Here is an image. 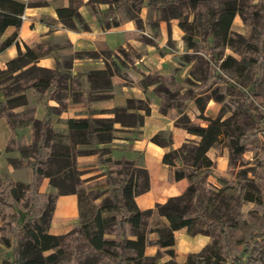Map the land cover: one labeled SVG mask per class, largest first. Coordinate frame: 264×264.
Returning a JSON list of instances; mask_svg holds the SVG:
<instances>
[{
	"label": "trees",
	"instance_id": "16d2710c",
	"mask_svg": "<svg viewBox=\"0 0 264 264\" xmlns=\"http://www.w3.org/2000/svg\"><path fill=\"white\" fill-rule=\"evenodd\" d=\"M27 1L0 0V36L9 25L15 28L21 25L20 15L27 6L47 4L46 0ZM101 3L124 8L126 17L134 21L137 30L144 28L139 10L145 7L158 13L156 20H175L183 31L182 58L189 69L182 83L168 73L144 76L138 86L151 88L159 98L158 111L165 116L174 112L173 125L199 139H189L179 148L170 147L162 158V163L171 169L172 179H185L188 185L181 195L141 211L133 198L148 190L147 170L133 161L108 156L110 148L106 145L114 137L113 123L118 122L122 127L140 126L143 115L128 110L148 114L149 105L145 100L127 99L125 106L112 108V119L70 118L67 135L53 131L49 118L35 120L31 109L13 113L12 108L25 104L22 93L26 89L38 93L50 91L48 97L59 105L53 111L65 110L67 80L79 77L63 70L70 68L72 59H101L105 68L86 73L87 82L92 90L110 89L112 78L120 76L111 52H73L69 62L56 63L53 70H48L34 65L46 52L41 44L33 48L26 46L23 53L18 49L17 56L6 63V69L0 70V90L6 95V100L0 102V117L6 119L11 131L32 125L30 144L16 139L13 131L6 149L18 151V157L7 160L14 167L28 166L31 180L23 184L0 175V245L11 249L13 260H4L2 264H158L156 257L145 254L151 244L148 235L155 233L157 238L153 244L158 249L167 248L164 252L172 256L174 231L180 229H186L191 236L206 235L212 243L219 240L222 244L219 252L210 251L207 245L200 253L189 254L182 264H195L194 258L203 257L206 252L215 258H203V264L264 263V257L253 259L248 255L250 242L245 243L239 255L225 257L222 253L227 246L226 229L235 214L233 205L238 204L239 208L244 202L258 204L244 171L239 172L244 175V183L235 187L233 193L211 186L208 178L215 163L207 153L217 146L225 148L229 152V169L250 151L258 140L257 134L264 130V0H89L91 15L97 14L95 6ZM82 4L83 0H70L68 6L56 7L58 21L64 27L75 29L77 23L86 29L77 12ZM191 14L193 18L189 22ZM236 16L248 27L246 36L232 31ZM136 37L151 46L157 44L139 32ZM14 39L15 34L0 41V53ZM119 55L116 57L121 65L129 60L133 62L123 51ZM13 72L17 73L13 75ZM70 86L72 89V83ZM13 94L19 95L11 97ZM111 95L88 94V97L110 98ZM255 97L261 99L259 103L254 102ZM212 101L219 104V112L213 119L205 115ZM190 104L198 111L197 118L206 125L191 121L187 111ZM150 141L169 147L172 140L170 134L156 133ZM84 155H96L98 165L104 168V177L99 181L88 182L95 177L80 178L82 173L77 169L76 160ZM44 177L49 179L55 193L39 192L38 186ZM71 194L76 195L79 222L67 234L52 235L48 227L55 200L59 195ZM205 202L214 206L221 203L225 212L221 217L209 216L203 207ZM149 224L152 225L149 227ZM250 238L264 239V232L252 233ZM211 259L215 262H210Z\"/></svg>",
	"mask_w": 264,
	"mask_h": 264
},
{
	"label": "crops",
	"instance_id": "0c3cea01",
	"mask_svg": "<svg viewBox=\"0 0 264 264\" xmlns=\"http://www.w3.org/2000/svg\"><path fill=\"white\" fill-rule=\"evenodd\" d=\"M15 1L28 2L27 0ZM88 1L83 0V4L77 10L84 20L86 29L77 23H75V29L64 27L58 21L55 8L68 6L70 0H46V5L27 6L22 13L25 15V19L21 20V25L18 28L9 25L0 36V41H2L15 34L12 44L0 53V70L6 69V63L17 56L18 49L23 53L26 46L33 48L38 44H41L46 52L38 57V61L34 65L48 70H53L56 63L64 65L69 62L73 52H111L120 73L127 70V74L126 76L122 74L114 76L111 80L112 87L110 89L97 88V90H92L87 82L86 73L105 68V63L101 59H72L70 68L63 70L69 71L72 75H79V77L76 80L70 78L67 80L68 95L65 110L61 112L53 111L59 105L57 101H53L48 97L50 91L46 90L38 93L33 89H26L22 93L25 95V104L15 106L12 111L13 113H20L31 109L35 120L40 122L49 118L53 131L67 135V122L70 118L112 119L114 117V113H111L112 108L125 106L127 99L145 100L149 105L148 114H145L142 110H128L130 113L143 115L141 125L138 127H122L120 123L114 122L112 125L114 127V137L106 145L110 148L108 156L112 159L130 160L139 168L147 170L149 188L133 198L136 207L144 211V209L153 208L158 203L166 202L169 198L179 196L186 190L187 180L175 181L172 179L171 169L162 163L163 154L170 147L179 148L189 139L199 140L188 134L186 130L173 125L174 112H170L169 115L165 116L158 111L159 98L153 95L151 88L143 89L138 86L140 79L144 76L154 75V73L159 75L171 74L172 54L156 51V48H163V43L172 33H179L178 25H176L175 20H169L168 22L153 18L151 20V12L142 7L139 10V16L143 21L144 28L143 30H137L134 21L128 19L126 14L116 9L111 11L105 3L95 6L94 11L97 14L91 15L90 8L87 6ZM236 18L237 16L233 21ZM154 29L157 30V33L154 32ZM138 32L150 40H155L157 44L151 46L137 39L136 33ZM129 49L137 52L139 57L135 56L133 62L126 61L124 65H121L116 56H120V51H128ZM143 49L144 51L140 53ZM16 73L13 72V75ZM75 81L79 86L75 85ZM70 83H72V89ZM100 93H112V95L110 98L88 97V94L96 96ZM80 94L82 96L77 98ZM17 95L19 94H13L11 97ZM72 95L74 96L73 100ZM5 100V93L0 90V102ZM212 104L219 106V104L212 101L208 103L206 109ZM216 108L219 109V107ZM190 110L198 113L193 104H190ZM13 131L16 139L23 140L25 145L31 143L33 138L31 124L19 126ZM13 131L10 130L6 119L0 117V175L2 178L28 184L31 180L30 168L28 166L14 167L7 160L8 157H18V151L15 148H12L9 152L6 151ZM156 133L170 134L171 145L162 147L152 143L150 139ZM103 146L99 145V147ZM223 153V160L220 165L222 169H225V160L228 159L229 152L225 149ZM76 163L78 171L82 173L80 177L82 180L95 177L88 181L95 182L104 177L102 174L104 168L98 165L96 155L79 156ZM38 187L40 193H55V189L50 187L49 179L46 177L42 178ZM55 201L48 230L50 234L58 236L72 231L79 222V215L75 194L59 195ZM174 240L175 243L170 250L178 254L176 260L180 264L185 262L188 253L201 251L211 242L208 236H191L186 229L174 231ZM1 247H3L2 244ZM5 249L8 251V248L5 247ZM162 249L166 250L167 248Z\"/></svg>",
	"mask_w": 264,
	"mask_h": 264
},
{
	"label": "rangeland",
	"instance_id": "374dc122",
	"mask_svg": "<svg viewBox=\"0 0 264 264\" xmlns=\"http://www.w3.org/2000/svg\"><path fill=\"white\" fill-rule=\"evenodd\" d=\"M256 1V0H254ZM114 6H110L111 11L116 9L119 12H122L123 14H126L124 8L117 4H113ZM151 16L150 19H157L158 13L156 11H150ZM193 15H189V22L192 20ZM232 31H234L237 34H242L243 36H246L249 29L248 27L242 23L239 16H237L235 21H232ZM177 25V22H176ZM179 29V33H172L171 36L167 38V40L163 43V48H156V51H161L165 53L172 54L171 59L173 61V64L171 65L170 72L174 76V78L182 83L183 78L188 73V65L183 60L182 56L185 52L184 50V42L183 39H181L183 35L182 29ZM154 32L157 33V30L154 29ZM143 50L140 51L143 52ZM225 52H229V50H226ZM126 54L129 59H133L135 56L139 57V54L133 50L123 51V54ZM126 59V58H125ZM126 59V60H129ZM130 62V60L128 61ZM124 76L127 74V70L125 72L120 73ZM155 74V73H154ZM228 76L229 73H227ZM129 81L128 79H126ZM254 102L259 103L261 99L258 97H255ZM219 107L218 105H211L206 109L205 115L208 118H214L217 116L219 110L216 108ZM217 109V110H216ZM188 114L190 116V119L193 123H200L201 125H206V122L200 118H197L198 113H194L190 110V105L187 109ZM264 123V122H263ZM257 142L256 144L250 149V151H246V153L243 154V157L241 160L234 165H231L228 169V159L226 161V166H224L225 169H222L221 167V161L223 160V152L225 151V148L222 146H217L211 149L208 152L209 157L215 162L214 169L211 172L210 177L208 178V182H210L211 186L214 188H222L224 189L225 193H233L235 192V187L239 188L241 184L244 183L243 177L244 175H241L239 172H243V174H246L245 178L250 181V191L252 195H254L256 199L257 206H254L252 203L244 202L240 207L238 208V204L233 205L234 206V212L233 218L230 219L226 233H225V239H227V246L224 247L222 250V253H224L225 257H231L233 255H239L241 250L244 248L246 242L251 243V247L249 248V254L251 255L253 259H259L260 257H264V239L263 238H257V240H252L250 238V235L252 233L259 234L264 232V130L259 132L257 134ZM15 157V156H14ZM238 183V184H237ZM203 207L208 212L209 216H216L221 217L222 214L225 212L224 207L221 203L217 205H213V203L205 202ZM51 224V223H50ZM152 224H149V227ZM73 230V229H72ZM71 232V231H70ZM69 233V232H68ZM67 234V233H66ZM221 235L218 236V238L221 239ZM149 240L151 241V244H149L145 250V254L147 256L156 257L157 263H178V260H176V257H178V254L173 253L172 256L166 254L164 249L157 248L156 245L153 244L154 240L157 238V235L155 233H151L148 235ZM256 241V242H255ZM222 244H220L219 240L217 243H209V250L213 252H219L220 247ZM3 246V245H2ZM202 251V250H201ZM201 251L194 252V254H198ZM207 253V252H206ZM206 253H203V257H197L195 259V264H203L202 259L203 258H215L214 255H206ZM191 253H188V255ZM177 255V256H176ZM188 256L186 257L187 260ZM227 259V258H226ZM6 260L8 262H13L11 257V249H8V251L5 249V246L0 248V264ZM185 260V261H186ZM245 262L247 261V258L244 259ZM228 261V260H227ZM210 262H215V259H211ZM248 264H259L258 262H249ZM264 264V263H260Z\"/></svg>",
	"mask_w": 264,
	"mask_h": 264
},
{
	"label": "built area",
	"instance_id": "2783aa9c",
	"mask_svg": "<svg viewBox=\"0 0 264 264\" xmlns=\"http://www.w3.org/2000/svg\"><path fill=\"white\" fill-rule=\"evenodd\" d=\"M20 19L23 21V19H25V15H20Z\"/></svg>",
	"mask_w": 264,
	"mask_h": 264
}]
</instances>
